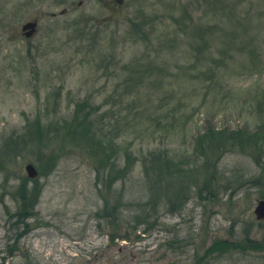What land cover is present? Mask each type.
<instances>
[{"label": "rangeland", "instance_id": "rangeland-1", "mask_svg": "<svg viewBox=\"0 0 264 264\" xmlns=\"http://www.w3.org/2000/svg\"><path fill=\"white\" fill-rule=\"evenodd\" d=\"M263 198L264 0H0V264H264Z\"/></svg>", "mask_w": 264, "mask_h": 264}, {"label": "water", "instance_id": "water-1", "mask_svg": "<svg viewBox=\"0 0 264 264\" xmlns=\"http://www.w3.org/2000/svg\"><path fill=\"white\" fill-rule=\"evenodd\" d=\"M35 28H36V20L28 21L22 26V30L23 31L26 30L25 36L27 37H30L35 32ZM24 168L26 171V175L29 178L37 177L38 175L37 170L31 163L26 164ZM253 213L257 220L259 221L264 220V199L257 200Z\"/></svg>", "mask_w": 264, "mask_h": 264}, {"label": "trees", "instance_id": "trees-1", "mask_svg": "<svg viewBox=\"0 0 264 264\" xmlns=\"http://www.w3.org/2000/svg\"><path fill=\"white\" fill-rule=\"evenodd\" d=\"M219 131H217V133H218ZM216 133V134H217ZM208 134H211L212 135V133H208ZM238 134V133H237ZM221 137V136H220ZM213 138V136H210L209 135V139H212ZM98 146V145H97ZM100 149V148H99ZM115 162V161H114ZM113 165H115V163H113L112 165H111V169L110 170H112L113 168H112V166ZM176 173L177 174H173V177L172 178H174V180L177 182V183H179L180 185H182L183 184V182H182V180H181V178H183L182 176H181V174L183 173L182 171H176ZM100 174V170L99 169H97V171H96V175H97V177H98V175ZM111 174V173H110ZM197 180H198V178H196ZM196 179H195V182H196ZM202 181V180H201ZM201 181H199V182H197V184H195V182H194V184H195V186H196V192H197V194H198V197H200V198H202L201 196H200V191H198V190H200V189H202L201 187H205V186H207V184L205 183H202V185H201ZM207 180H205V181H203V182H206ZM108 182V184H110V182L109 181H107ZM106 182V183H107ZM115 182V181H114ZM182 182V183H181ZM197 185H199V186H197ZM202 190H204V189H202ZM185 191V190H184ZM124 191H123V189H121L120 190V195H118V201H122L123 200V198H124ZM174 196H176V195H174ZM105 212H108V209H106L105 210ZM24 216H26V215H24ZM215 248L214 247H211L210 248V250L212 251V250H214ZM209 249H207V252H211Z\"/></svg>", "mask_w": 264, "mask_h": 264}]
</instances>
